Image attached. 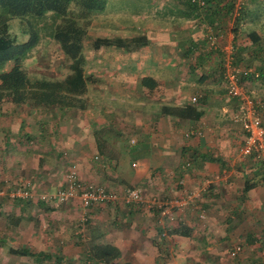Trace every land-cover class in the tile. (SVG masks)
I'll return each instance as SVG.
<instances>
[{
  "label": "crops",
  "instance_id": "0c3cea01",
  "mask_svg": "<svg viewBox=\"0 0 264 264\" xmlns=\"http://www.w3.org/2000/svg\"><path fill=\"white\" fill-rule=\"evenodd\" d=\"M128 1L137 5L130 10L137 19L127 17L126 36H146L149 43L133 51L100 47L92 50V61L85 55L86 74L90 69L98 79L88 86L91 95L85 109L0 104V183L27 187L33 197L27 205L11 206L3 203L9 199H0V219L8 220L9 226L8 234L0 230V264H264V185L243 192L257 166L255 157L239 156L244 133L232 119L237 107L225 88L228 63L224 71L217 64V70L213 56L217 49L232 48L228 43L232 32L219 28L217 41L226 36L227 43L212 45L193 59L202 45L193 36L204 32L205 22L185 7L184 0L165 2L156 11L164 20L172 19L165 23L147 20L144 5L155 6L158 0ZM206 32L213 31L209 27ZM143 77L153 78L156 86L151 90L142 85ZM255 95L264 123V90ZM189 103L202 108L199 118H181L163 109ZM197 130L200 136L194 134ZM99 131L109 157L97 149ZM51 144L59 149H50ZM72 164L82 182L116 193H124L128 186L141 187L147 197L155 192L170 197L183 190H203L196 206L185 210L191 211L183 223L188 235L170 231L175 224L161 236L166 226L156 212L122 201L83 209L76 200L78 204L64 205L60 220L53 214L51 219L40 218L39 211L56 212L44 197L61 187ZM199 210L205 211V218L198 216ZM71 214L87 222L89 245L107 240L120 250L118 257L103 262L88 252L69 254L68 240L78 244ZM57 242L64 248L62 254L51 250L58 249ZM237 244L242 249L231 256ZM11 247L47 256L11 254ZM5 250L9 254H1Z\"/></svg>",
  "mask_w": 264,
  "mask_h": 264
},
{
  "label": "trees",
  "instance_id": "16d2710c",
  "mask_svg": "<svg viewBox=\"0 0 264 264\" xmlns=\"http://www.w3.org/2000/svg\"><path fill=\"white\" fill-rule=\"evenodd\" d=\"M107 2L108 0H0V104L10 102L15 105L28 104L58 110L85 109L88 104V86L98 79L85 72L84 40L90 39V47L93 51L100 47L111 46L133 51L149 43L146 36L141 35L91 37L89 35L91 21L96 14L104 11ZM184 3L191 12L194 14L196 12V16H201L200 20L206 23L202 25L204 29L209 27L212 29L213 32L207 37L209 42L212 38H217L215 32L219 28L227 27V22L231 21L230 31L233 34L231 65L238 67L243 64V69L252 68L251 73L240 75L242 84L253 78L264 82L261 35L253 28L244 31L245 28L242 26L247 19L254 18L248 2L184 0ZM244 32L247 45L238 41L240 34ZM44 37H49L56 43L63 54L64 73L61 77L50 78L28 72L26 61L33 56L34 49ZM215 51L222 54L220 70L224 71L222 66L225 60L224 53L221 49ZM258 58L260 60L255 63ZM10 62V68L1 71ZM141 84L152 90L156 86V81L151 77H143ZM163 109L181 118L195 119L203 113L200 106L191 103L180 108L165 105ZM95 135H97L99 153L109 157L105 155V146L100 140L102 134L99 131ZM254 162L257 169L246 181L243 192L258 184L264 185V162L258 159ZM153 195L161 199L168 198L156 192L145 197L149 198ZM184 225L176 224L170 231L177 230L182 235H188L189 231ZM8 251L11 254L47 256L46 252L33 253L26 247H11ZM87 251L91 258L103 262H110L120 254L116 245L102 239L90 244Z\"/></svg>",
  "mask_w": 264,
  "mask_h": 264
},
{
  "label": "rangeland",
  "instance_id": "374dc122",
  "mask_svg": "<svg viewBox=\"0 0 264 264\" xmlns=\"http://www.w3.org/2000/svg\"><path fill=\"white\" fill-rule=\"evenodd\" d=\"M121 1L122 2L113 3V4L110 1L109 3H107L106 9H104V11L96 14L93 17V19L91 21V27L89 29V35L91 37H95L96 35H103L104 33H107L108 35L115 34V35L123 36V37L126 36V28L128 25L127 17L130 16V18L133 20L137 19L136 18L137 14H133L130 12V10L137 8V5L130 3L128 0H121ZM171 1L172 0H158V2L155 4V6H152V4L144 5L145 6L144 8H146L148 10V13H149L148 19H147L149 21V23L170 22L172 19L165 18V20H164L163 19L164 17L157 15L156 11L161 10L163 8L165 2H171ZM243 1L248 2V5L250 6V8H252V10H253L252 16H254V18H253V20L247 19L245 22H243L242 26H243V28H245L244 31H248V29L253 28V29L257 30L258 33L261 35V38H262L261 44L263 47L261 52H262V56H263V54H264V0H243ZM165 7H167V11H169V12H173V10H174L173 7H170L168 5H165ZM178 8L183 10L182 9L183 7H181V6ZM252 16L250 18H252ZM187 23H189V22H185V24H187ZM202 23L200 24V27H201ZM204 25H206V23ZM230 27H231V21H228L226 28L230 29ZM100 28H103V30H100ZM113 28H114V30H112ZM201 28H203V27H201ZM207 37H208V34L206 32V29H204V32L201 33L200 35L193 36V38H196V40H197L196 42L202 43L201 47L199 45L200 49L198 48V50H197L198 52L192 54V56H194L193 59H195V57L198 56V54H203V53H206L208 50H210V48H211L210 46H212V43L208 41ZM229 38H231V36H229ZM220 39H221V37L220 38L218 37L219 41H217V38L213 39V45H217V43H219V45H221V44L224 45L225 43H227V41H226L227 37L226 36H224V39H222V40H220ZM238 41L240 43H243V44L248 43L245 32L240 34ZM228 43L232 47V41L230 40V41H228ZM232 50H233V48H230V49L227 48V50H225V47H224V49H222V52L224 53L223 57L225 58L222 66H225V63L227 62L228 57L231 56ZM84 51H85V55H87L88 59L92 61L93 60V58H92L93 52H92V49L90 47V39L89 38H86L84 40ZM121 52L122 53H120L121 54L120 57L122 55L124 56L123 51H121ZM214 52H216V51H214ZM213 56L216 58L217 63H215L216 64L215 67H217V64H218V66L220 65L222 54H220V52L218 51V52H216V55L214 54ZM259 60H260V58L256 59L255 63H258ZM26 62H27L26 67L28 69V72L32 75L57 78V77H61L64 73L63 54L59 50L58 45L56 43H54L49 37H44L41 39L40 43L34 49L33 56L28 58ZM10 66H11V62L7 63L5 68L1 71L9 69ZM220 67H221V65H220ZM238 67L242 68L243 64H240V66H238ZM91 68H93V67L91 66ZM112 69H114V67ZM89 70L90 69H87V71H88L87 74H90L93 76L92 72H89ZM115 70H116V72H119V70H121V69L116 68ZM217 70H219V67H217ZM110 71L111 70H109V72ZM261 84H264V82H262L261 80H258V79H254V78L244 82V84H243L244 92L246 93V95L250 96V99L254 102L256 101L255 100V96H256L255 94L257 92H260V90H264V87L261 86ZM90 85L93 86V83ZM88 95L90 96L91 92L88 91V93H87V97L89 98ZM92 105H93V103H90V106H92ZM49 110L47 112H50ZM56 144H58V143H56ZM49 148L52 150H55V151H57L59 149V148L55 147L54 144H51V146ZM62 152H63V150L60 149L61 154H62ZM3 185H6V184H3ZM56 191H57V189H55V188L50 190L51 196ZM117 194L120 197H122V195L124 193H123V191H120V192H117ZM2 198L3 197H1L0 199H2ZM3 199H9V200L4 201L3 203L10 205V206L12 205V203H19V204L22 203L24 205H27L26 202L29 201L28 203H30L31 200L33 199V197H28V198L24 199V198H20V197L12 198L9 196H4ZM76 200L79 201L78 198L73 197V198H70L69 200H67L65 203L58 204V205L55 204L54 202L52 203V201H50L51 205L54 206L53 208H56L55 209L56 212L51 213L50 211L43 210V211H39L38 212L39 214L37 213V215L40 218L47 220V218L51 219V217H48V216L53 214L54 215L53 219L56 220V217L60 216L59 217V220H60L64 205L66 203L69 204L71 202H75L78 204V202ZM117 201L123 202V199L120 198ZM50 202H48V203H50ZM79 203H80V201H79ZM80 206H82V205H80ZM75 207H78V209H79L78 205ZM83 209H85V208L83 207ZM190 212L191 211H185L183 213V218L185 220L184 222H186V220L188 219L187 215H190L189 214ZM82 214H83V212H82ZM76 216H77V214H71V219L73 220L74 225H75V227H73L72 230L78 231V233H76L74 235V239L78 242V244L73 245L70 242L71 240H68L69 244H66L67 247L65 250H67V252H69V254H87V252H88L87 248L89 246V241H87V240L85 241V238H86V233L88 231V229H87L88 224L83 218H81V216H79L80 219L76 218ZM84 218H87L86 215L84 216ZM83 221H84V223H83ZM0 230L2 233L3 232L6 234L9 233L8 220H4V218L0 219ZM12 244L17 245V242L12 243ZM55 246L58 249L56 250V249L51 248V250H53L55 252L53 254H62V251L64 248L61 245V243L57 242V244ZM262 253L264 254V252H262ZM1 254H9V253H8V251L5 250V253H1ZM72 264H75V263H72Z\"/></svg>",
  "mask_w": 264,
  "mask_h": 264
},
{
  "label": "built area",
  "instance_id": "2783aa9c",
  "mask_svg": "<svg viewBox=\"0 0 264 264\" xmlns=\"http://www.w3.org/2000/svg\"><path fill=\"white\" fill-rule=\"evenodd\" d=\"M213 39L211 40L212 45ZM227 63L224 75L225 88L227 95L235 100L237 107V112L232 119L240 124L244 133V143L239 150V156L242 159L253 156L264 162V123L258 110L259 104L246 95L240 79L242 73H251L252 68L243 69L231 65V56L228 57ZM191 99L195 101L197 98L194 96ZM194 134L200 136L201 131L197 130ZM202 192L203 190L200 189H188L181 191L179 196L161 199L159 196L153 195L146 198L141 187L128 186L120 197L116 192L82 182L79 179L77 166L72 164L65 173V181L61 187L52 196H45L44 200L52 201L58 205L76 197L84 208H89L100 203H111L121 198L125 204L143 206L154 213L156 212L160 222L164 221L166 226L161 233V236L164 237L172 226L184 223L183 213L196 206L197 201L202 197ZM4 196L26 199L31 196V192L29 188L21 185L10 187V185L0 183V198ZM198 216L202 219L205 218V211L199 210ZM241 249L242 245L237 244L230 255L236 256Z\"/></svg>",
  "mask_w": 264,
  "mask_h": 264
}]
</instances>
